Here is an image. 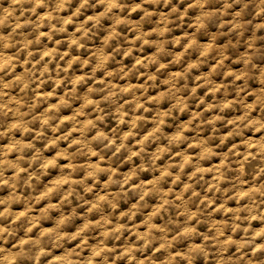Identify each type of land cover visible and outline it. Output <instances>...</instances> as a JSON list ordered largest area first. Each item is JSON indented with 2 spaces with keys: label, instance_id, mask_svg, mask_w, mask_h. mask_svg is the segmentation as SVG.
I'll return each mask as SVG.
<instances>
[{
  "label": "clouds",
  "instance_id": "9594fccd",
  "mask_svg": "<svg viewBox=\"0 0 264 264\" xmlns=\"http://www.w3.org/2000/svg\"><path fill=\"white\" fill-rule=\"evenodd\" d=\"M0 264H264V0H0Z\"/></svg>",
  "mask_w": 264,
  "mask_h": 264
}]
</instances>
